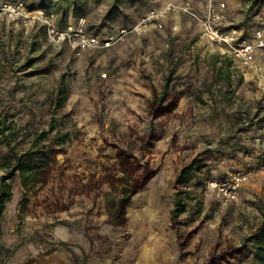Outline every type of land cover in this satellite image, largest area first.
I'll return each instance as SVG.
<instances>
[{
  "label": "rangeland",
  "instance_id": "obj_1",
  "mask_svg": "<svg viewBox=\"0 0 264 264\" xmlns=\"http://www.w3.org/2000/svg\"><path fill=\"white\" fill-rule=\"evenodd\" d=\"M8 1L16 0L0 6ZM22 1L31 11H54L59 29L84 17L89 33L103 35L131 29L162 4L87 0L76 18L67 0ZM252 2L238 0L230 22L250 31L264 6ZM258 59L264 66V54ZM250 115L256 120L243 122ZM65 133L70 139L61 144ZM151 133L141 153L138 135ZM42 134L40 146L60 149L55 167L69 160L67 172L84 179L117 165L114 144L129 141L157 171L114 224L107 201L119 192L108 184L74 195L66 207L57 175L27 191L18 171L9 174L12 150L25 152ZM257 139L264 140V95L253 73L209 45L189 16L172 15L162 28L76 56L66 43L54 46L45 26L16 28L0 10V187L6 176L11 192L0 211V264H259L264 174L228 205L204 193L212 177L263 164Z\"/></svg>",
  "mask_w": 264,
  "mask_h": 264
},
{
  "label": "built area",
  "instance_id": "obj_2",
  "mask_svg": "<svg viewBox=\"0 0 264 264\" xmlns=\"http://www.w3.org/2000/svg\"><path fill=\"white\" fill-rule=\"evenodd\" d=\"M159 1L162 4L150 8L131 29L123 27L117 32L105 35L89 33L84 17L70 21L65 28L59 29L54 11L47 7L31 11L22 0L5 2L0 6V10L16 28H28L38 24L45 26L47 36L54 46L59 47L66 43L76 56H81L90 49L109 48L124 40L132 32L142 35L153 27L162 28L163 23L172 15H187L194 21L209 45L234 58L243 70L253 73L254 81L264 95V66L258 59L260 54H264V6L258 12L251 30L246 31L230 22L228 0H201L203 2L201 10L194 6L193 0ZM251 19L249 17L247 21ZM172 26L178 28L177 22ZM255 120L254 115L243 118L246 124ZM256 145L258 148H264V140L257 139ZM262 174L264 162L260 166L238 169L224 179L212 177L207 180L204 193L222 205H228L239 198L243 185L251 177Z\"/></svg>",
  "mask_w": 264,
  "mask_h": 264
},
{
  "label": "trees",
  "instance_id": "obj_3",
  "mask_svg": "<svg viewBox=\"0 0 264 264\" xmlns=\"http://www.w3.org/2000/svg\"><path fill=\"white\" fill-rule=\"evenodd\" d=\"M67 1L69 6L72 7V14L76 16V18L84 14L83 2L87 0ZM252 4H257L259 6L260 0H253ZM66 13H68L67 10ZM227 78H231L230 72H228ZM168 95L169 92L166 89L160 102L166 100ZM153 105L156 113L162 112V103L158 105L154 102ZM44 136V134L40 135L38 140L34 141L32 146L23 153H17L12 150L14 162L11 165L9 174L18 171L21 176L22 184L27 191L33 190L38 184H47L49 180L57 175L58 181L68 192L67 195L69 199L67 200L66 207L74 201V195L87 194L91 191L99 193L103 184H108L112 189L119 192L118 197H113L107 201L109 216L114 224H122L124 222L126 206L131 195L143 189L148 180L152 178L157 171L143 155L137 153L134 143L129 141L126 145L114 144L115 155L118 160L117 165L105 167L104 171L100 173L93 172L84 179L78 172H67L69 168L73 167L69 164V160L65 166L59 165L55 167L54 164L57 163L56 157L60 149L55 148L53 142L46 146H40L39 141ZM138 138L140 142L137 148L143 153L146 147L150 146L152 133L149 135H138ZM69 139V134L65 133L58 141L63 144ZM54 170L57 171V174H55ZM5 178L7 177H4L0 187V211L11 196ZM177 205H179V202H177ZM183 210L184 207L181 206L175 209V213H181ZM254 245L256 249V261L259 264H264V228L255 236ZM7 261L8 259L4 261V264H6ZM81 264H86L85 259Z\"/></svg>",
  "mask_w": 264,
  "mask_h": 264
},
{
  "label": "crops",
  "instance_id": "obj_4",
  "mask_svg": "<svg viewBox=\"0 0 264 264\" xmlns=\"http://www.w3.org/2000/svg\"><path fill=\"white\" fill-rule=\"evenodd\" d=\"M195 2V4L201 5L199 4V0H193ZM237 1L238 0H228V12H229V17L231 12H233V9L235 8V6L237 5ZM239 2H241V0H239ZM201 3V2H200ZM255 20V19H254Z\"/></svg>",
  "mask_w": 264,
  "mask_h": 264
}]
</instances>
